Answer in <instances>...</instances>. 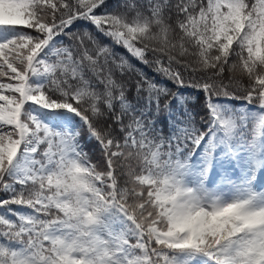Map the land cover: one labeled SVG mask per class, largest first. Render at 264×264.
<instances>
[{
	"label": "snow or ice",
	"instance_id": "obj_1",
	"mask_svg": "<svg viewBox=\"0 0 264 264\" xmlns=\"http://www.w3.org/2000/svg\"><path fill=\"white\" fill-rule=\"evenodd\" d=\"M0 264H264V0H0Z\"/></svg>",
	"mask_w": 264,
	"mask_h": 264
},
{
	"label": "trees",
	"instance_id": "obj_2",
	"mask_svg": "<svg viewBox=\"0 0 264 264\" xmlns=\"http://www.w3.org/2000/svg\"><path fill=\"white\" fill-rule=\"evenodd\" d=\"M118 51H122V50L118 49ZM133 63L136 65V68H137V69H142V70H143L145 73H147L149 76H152V75H153L151 69H149V68H147V67H145V66H143V65H140L137 61H133ZM157 80H160V78L157 77ZM169 86H171V85H169ZM92 152H93V154L96 155V156L99 155V153L96 152L94 149L92 150ZM13 207H15V206H13Z\"/></svg>",
	"mask_w": 264,
	"mask_h": 264
}]
</instances>
